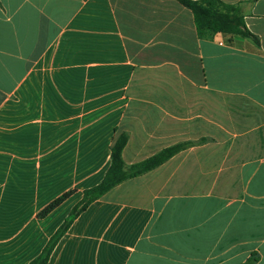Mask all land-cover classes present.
<instances>
[{
  "label": "crops",
  "instance_id": "crops-1",
  "mask_svg": "<svg viewBox=\"0 0 264 264\" xmlns=\"http://www.w3.org/2000/svg\"><path fill=\"white\" fill-rule=\"evenodd\" d=\"M223 1L256 41L197 37L176 0H0V264L40 253L121 133L126 164L205 140L90 202L46 264H264V0Z\"/></svg>",
  "mask_w": 264,
  "mask_h": 264
},
{
  "label": "trees",
  "instance_id": "trees-1",
  "mask_svg": "<svg viewBox=\"0 0 264 264\" xmlns=\"http://www.w3.org/2000/svg\"><path fill=\"white\" fill-rule=\"evenodd\" d=\"M180 5L188 8L193 16L196 35L199 38H211L215 33H221L229 38L248 37L256 41L255 36L245 25L243 10L240 3H227L223 0H176ZM127 134L121 133L110 148V163L103 178L99 183L83 190L81 199L71 208L62 224L50 236L38 255L31 259L27 264H46L50 252L59 237L68 228L73 219L83 211L87 205L98 197L102 196L113 186L120 182L145 173L160 165L165 160L173 156L178 151L197 144L204 138L197 141L186 140L178 141L165 146L137 162L126 164L122 159V149L127 140ZM68 192L51 201L40 211V215L46 214L49 210L59 204ZM254 260L249 257L241 264H251Z\"/></svg>",
  "mask_w": 264,
  "mask_h": 264
}]
</instances>
